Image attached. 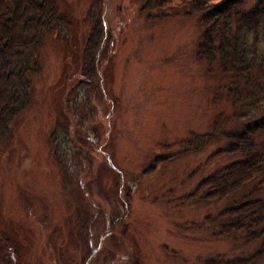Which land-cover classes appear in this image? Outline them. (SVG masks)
<instances>
[{
	"label": "rangeland",
	"instance_id": "374dc122",
	"mask_svg": "<svg viewBox=\"0 0 264 264\" xmlns=\"http://www.w3.org/2000/svg\"><path fill=\"white\" fill-rule=\"evenodd\" d=\"M169 1L148 19L141 10L146 0H56L69 29L45 34L40 70L28 76L30 105L0 143V261L110 264L117 255L115 264H207L254 251L255 244L218 237V223L207 218L258 182L264 186V174L220 202L187 199L201 179L235 158L214 156L221 143L192 152L182 142L210 132L231 108L220 86L225 79L196 56L199 15H186L185 7ZM88 12L114 42L111 60L83 99V92H67L78 76ZM73 97L79 104L74 118L82 119L81 131L94 148L87 158L71 128L58 163L49 140L62 121L61 106ZM92 170L95 181L84 188L83 175ZM120 216L123 227L114 224Z\"/></svg>",
	"mask_w": 264,
	"mask_h": 264
},
{
	"label": "trees",
	"instance_id": "16d2710c",
	"mask_svg": "<svg viewBox=\"0 0 264 264\" xmlns=\"http://www.w3.org/2000/svg\"><path fill=\"white\" fill-rule=\"evenodd\" d=\"M249 1H175L186 8V15H199L202 30L196 56L207 64L209 71L217 69L218 76L225 79L220 86L224 88V98L231 108L229 114L218 115L210 132L192 135L182 142L183 150L192 152L221 143L214 156L235 158L199 181L187 195V199L192 202L208 204L229 199L243 190L250 181L264 174V0H252V5L244 9ZM168 2L146 0L141 10L147 13L148 19L153 18V10L164 7ZM89 14V31L80 57L76 55L78 76L67 92V95L74 91L83 92V99L93 90L103 65L111 60L114 42L103 21ZM66 16L59 12L56 0H0V31H8L0 35V143L9 138L12 122L30 105L28 76L40 70L38 52L45 34L68 30L70 20ZM21 30H28L30 34L25 35V31ZM67 101L60 109L62 121L56 122L49 140L51 153L58 163L61 160V147L68 145L66 138L71 128H75L74 136H78L76 141L87 158L94 148L93 142L81 131L82 119L74 118L78 115L77 98L73 97L72 103L69 99ZM80 137L83 144L79 142ZM111 155L108 154V157L112 159ZM95 177L93 170L84 173V188L89 189ZM261 183L251 187L238 200L228 203L214 217L207 218L211 223H218V237L241 239L245 244H255L254 251L245 258L224 260L219 257L217 261L211 259L207 264H258L264 261V186ZM76 188L82 196L87 197L88 192L82 187L76 185ZM126 190L125 200L127 197L128 204L129 192ZM113 219L114 224L118 221L123 227L124 217ZM111 238L115 241L114 235ZM109 253L111 257L114 254L112 250ZM6 257L0 264H11ZM117 257L113 256L110 264H115ZM133 264H137L136 261L133 260Z\"/></svg>",
	"mask_w": 264,
	"mask_h": 264
}]
</instances>
